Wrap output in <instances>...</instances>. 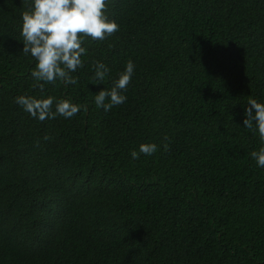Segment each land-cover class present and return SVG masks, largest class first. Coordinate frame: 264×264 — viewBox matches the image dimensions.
<instances>
[{
	"label": "trees",
	"instance_id": "1",
	"mask_svg": "<svg viewBox=\"0 0 264 264\" xmlns=\"http://www.w3.org/2000/svg\"><path fill=\"white\" fill-rule=\"evenodd\" d=\"M24 10L0 0V264H264L262 144L243 125L249 97L264 103V0H110L120 31L86 41L77 85L43 92ZM128 60L127 100L105 113L94 96ZM19 95L88 110L41 122Z\"/></svg>",
	"mask_w": 264,
	"mask_h": 264
},
{
	"label": "clouds",
	"instance_id": "2",
	"mask_svg": "<svg viewBox=\"0 0 264 264\" xmlns=\"http://www.w3.org/2000/svg\"><path fill=\"white\" fill-rule=\"evenodd\" d=\"M25 10L22 12L21 36L22 52L30 55L35 62L31 77L41 92L45 85H77L78 77L73 75L83 68L82 57L87 54L86 41H105L120 31L119 24L108 15L110 0H22ZM93 84H103L111 69L101 61H94ZM135 71V64L128 60L123 71L112 81L110 89H102L94 96L96 108L105 113L127 100L123 93L127 91ZM14 102L33 118L43 122L57 115L70 119L87 104L74 103L70 98L56 100L53 96L35 97L19 95ZM55 103V111L53 104ZM243 125L248 130L258 132L262 146L253 150L250 157L258 167L264 168V103L249 97ZM44 139H49L45 136ZM163 148L169 149V137L164 136ZM158 151L156 143H141L139 149L132 150V159L141 154L153 155Z\"/></svg>",
	"mask_w": 264,
	"mask_h": 264
}]
</instances>
